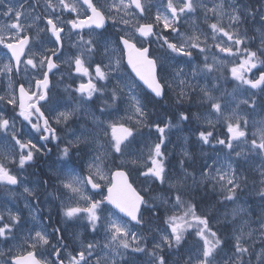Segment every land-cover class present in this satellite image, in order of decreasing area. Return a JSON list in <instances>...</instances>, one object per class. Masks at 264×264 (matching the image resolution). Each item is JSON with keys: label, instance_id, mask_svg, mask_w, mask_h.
Here are the masks:
<instances>
[{"label": "snow or ice", "instance_id": "1", "mask_svg": "<svg viewBox=\"0 0 264 264\" xmlns=\"http://www.w3.org/2000/svg\"><path fill=\"white\" fill-rule=\"evenodd\" d=\"M0 53V264H264V0H0Z\"/></svg>", "mask_w": 264, "mask_h": 264}, {"label": "rangeland", "instance_id": "2", "mask_svg": "<svg viewBox=\"0 0 264 264\" xmlns=\"http://www.w3.org/2000/svg\"><path fill=\"white\" fill-rule=\"evenodd\" d=\"M197 23H199V21H197ZM203 26V25H202ZM187 27V26H186ZM183 30V29H182ZM2 55V53H0V56ZM57 79H59L58 77H57ZM57 82V80L55 81V83ZM54 83V84H55ZM0 89H2V86H0ZM3 89H5V87H3ZM62 90H63V83L62 82H60V87L57 89V91L58 92H62ZM229 91H231V87H229ZM151 107V106H150ZM154 109V112L155 113H157L158 114V112H159V108L158 107H156V108H153ZM163 111H164V109H163ZM163 116H165V112H164V115ZM151 117V116H150ZM195 126H199V125H197L196 123H193V124H191V125H186V126H181V128H179V129H176V128H173L172 130H171V134L169 135V143H168V151L170 150V148L171 149H176V147L177 146H182V147H187V145H185L184 144V139L185 138H188L189 139V141H195V135H194V131H195V129H194V127ZM218 128H219V126H218ZM145 131L147 130V128H145L144 129ZM143 135H145V136H148L149 137V139H148V143H151V142H153L155 139H156V133H155V131L153 130L152 131V133L149 135L148 134V132L147 133H143ZM54 154V153H53ZM198 155H199V153H198ZM56 158V157H55ZM202 159L204 158V157H201ZM253 163H254V165L258 168L260 165H259V161L257 160V161H253ZM253 174H255V173H253ZM137 183H139V181L137 182ZM2 192H0V197H6L8 194L5 192V191H3L2 189H0ZM10 197H12L11 195H9ZM19 201H21V200H23L20 196H19V194H17L16 196H15ZM212 197L211 196H209L206 200H210ZM252 197H244V199H251ZM10 201V200H9ZM256 203H258V198L257 199H254L253 200V204H252V207L254 208L255 206H256ZM73 230L72 229H69V232L71 233ZM76 232H77V234H79V236H80V240H82V238H83V234L85 233V232H83V229H77V230H75ZM77 244H79V240L77 241ZM140 256V255H139ZM141 257H143V260L146 262L147 261V257L146 256H144V255H141Z\"/></svg>", "mask_w": 264, "mask_h": 264}]
</instances>
